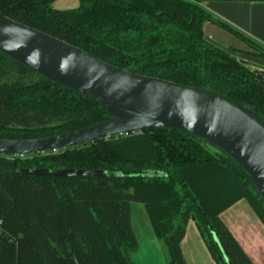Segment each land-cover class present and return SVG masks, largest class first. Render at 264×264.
I'll return each mask as SVG.
<instances>
[{"label": "trees", "instance_id": "16d2710c", "mask_svg": "<svg viewBox=\"0 0 264 264\" xmlns=\"http://www.w3.org/2000/svg\"><path fill=\"white\" fill-rule=\"evenodd\" d=\"M53 1L0 0V13L114 66L245 103L264 121V71L205 40L202 24H217L263 59L264 48L201 0H77L62 10ZM109 117L92 97L0 52V139L53 135ZM204 143L217 148L182 129L148 127L53 151L0 154V264H134L132 201L144 208L166 264H185L179 242L188 220L215 264H226L222 253L230 264H251L218 214L243 198L264 224V203L248 174ZM62 168L105 175L25 173Z\"/></svg>", "mask_w": 264, "mask_h": 264}, {"label": "water", "instance_id": "95a60500", "mask_svg": "<svg viewBox=\"0 0 264 264\" xmlns=\"http://www.w3.org/2000/svg\"><path fill=\"white\" fill-rule=\"evenodd\" d=\"M0 52L52 81L105 106L107 120L53 135L0 139V154L21 156L80 145L148 127H173L207 140L249 176L264 203V121L249 105L211 90L138 74L95 58L0 13ZM30 175L103 176V170L46 169ZM213 240L220 245L212 234ZM221 249V248H220ZM223 260L230 264L222 253Z\"/></svg>", "mask_w": 264, "mask_h": 264}, {"label": "crops", "instance_id": "0c3cea01", "mask_svg": "<svg viewBox=\"0 0 264 264\" xmlns=\"http://www.w3.org/2000/svg\"><path fill=\"white\" fill-rule=\"evenodd\" d=\"M76 5L77 0H54L52 3V7L59 10ZM201 6L214 18L227 23L264 48V0H201ZM201 30L204 39L211 44L228 51L248 66L252 64L253 68L255 65L264 68L263 58L255 56L243 41L217 24L205 21ZM218 216L249 262L264 264V224L247 201L243 198L236 200L219 212ZM189 222L193 221H187L179 242L185 264H215L207 250L209 256L200 255L205 245L194 223L195 230L190 228L188 232ZM152 250L153 256L156 257L158 246H152ZM133 262L147 264L143 262V258L133 259Z\"/></svg>", "mask_w": 264, "mask_h": 264}, {"label": "rangeland", "instance_id": "374dc122", "mask_svg": "<svg viewBox=\"0 0 264 264\" xmlns=\"http://www.w3.org/2000/svg\"><path fill=\"white\" fill-rule=\"evenodd\" d=\"M251 51L255 52V49L252 47L247 46ZM261 62V61H260ZM246 65L248 68L256 69V70H262L264 71L263 67L254 66V68L251 66ZM203 143V142H202ZM204 146L211 152V153H217L219 152L217 148L208 145L204 143ZM130 220H131V227L134 232L136 241H137V249L131 254V259H141L143 258V262L147 264H166V252L163 244L160 240L156 239L151 234L150 225L146 216V213L144 211V208L142 207L141 203L139 202H130ZM188 232L192 228L195 230V227L193 225V222H189L187 225ZM152 246L157 247L158 246V252H156V257L153 256V250ZM203 251H201V256H209L205 247H202Z\"/></svg>", "mask_w": 264, "mask_h": 264}]
</instances>
